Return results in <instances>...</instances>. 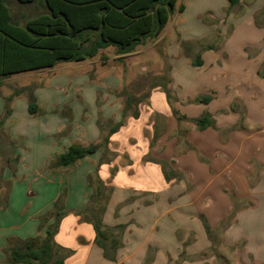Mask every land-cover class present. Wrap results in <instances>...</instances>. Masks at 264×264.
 <instances>
[{"label":"crops","instance_id":"0c3cea01","mask_svg":"<svg viewBox=\"0 0 264 264\" xmlns=\"http://www.w3.org/2000/svg\"><path fill=\"white\" fill-rule=\"evenodd\" d=\"M8 3L20 25L42 11L39 1ZM243 30L251 40L234 45L232 37ZM228 34L231 39L217 46ZM139 49L141 61L146 52L152 67L166 65L167 75L157 74L160 84L137 105V118L129 110L124 119L123 96L101 95L92 79L68 103L70 120L62 124L56 114L31 115L27 102L14 98L12 114L0 127L12 140L0 142V264H23L11 263L6 250L43 238L57 210L63 216L54 257L71 251L64 264H220L219 246L235 248V264H264V106L256 103L264 93V0L235 6L229 0H179L163 31ZM47 69L2 80L0 119L12 95L3 91L4 83ZM165 77L170 97L161 86ZM36 94L45 109L49 100ZM205 97L210 101H199ZM203 116L211 126L200 129L195 120ZM122 120L96 153L52 167L71 145L97 143ZM23 173L51 186L40 206L12 207L25 194L17 187ZM98 177L106 189L103 246L96 241L91 209ZM64 190L65 201L56 209Z\"/></svg>","mask_w":264,"mask_h":264},{"label":"trees","instance_id":"16d2710c","mask_svg":"<svg viewBox=\"0 0 264 264\" xmlns=\"http://www.w3.org/2000/svg\"><path fill=\"white\" fill-rule=\"evenodd\" d=\"M15 1L24 5L39 1L42 11L35 18L20 25L11 14L8 0H0V87L2 80L12 74L52 68L59 63L83 62L96 57L109 47H115L120 55L132 53L138 45L143 44L148 38L157 37L163 31L179 0ZM239 1L229 0L230 6H235ZM198 63L200 64L201 61L199 60ZM168 82L165 77L161 86L170 97ZM22 93H27L30 114L41 112L32 87L16 89L6 98L5 115L0 119V127L5 126L12 114L11 104L14 98ZM136 100L132 97L126 99L123 118L127 116ZM199 101L208 102L210 97ZM132 116L137 118L139 112L133 111ZM195 122L200 129L211 126L209 116H203ZM122 125L123 120L111 127L108 135L97 143L89 146L71 145L66 152L58 156L52 167L70 166L96 153L100 146L107 145L109 135ZM167 177L169 179L168 174ZM89 182L93 185L91 178ZM96 183V192L92 196V201L97 204L104 200L105 186L99 177ZM60 199L56 202V209L59 207ZM105 208V204L101 207L95 205L91 207L97 234L96 241L102 246L101 239L106 237L102 224ZM62 216L63 214L57 210L55 221L47 228L43 238L21 241L20 245L9 247L6 251L10 255V262L64 264L66 255L71 251H67L62 257H54V236Z\"/></svg>","mask_w":264,"mask_h":264},{"label":"rangeland","instance_id":"374dc122","mask_svg":"<svg viewBox=\"0 0 264 264\" xmlns=\"http://www.w3.org/2000/svg\"><path fill=\"white\" fill-rule=\"evenodd\" d=\"M189 1L192 4L194 2V0ZM231 36L232 34H228L227 37L219 38L216 45L218 46L227 39H231ZM249 40H251V38L249 39L245 36L244 30L243 35L242 33H238L237 36L232 37L234 45H242ZM150 41L151 39H149V42ZM136 51H140V49L135 50L130 54L120 55L118 54L115 47H109L105 50H102L96 57L83 62L60 63L53 69L48 68L47 70H44L46 71L45 73L35 72L33 74L30 73L23 79H10L4 83L5 85L3 91L7 94H13L16 89L32 87L36 98V93L38 92L42 98L49 100L48 104L45 106V109L40 108L41 112L33 116L42 117L47 113L56 114L57 117H59V124H62L64 120H70V116L67 112L68 103L72 102L74 99H78V95L83 94L81 92L84 89H88L86 84H88V81L92 79L95 80L96 83L101 87L99 90L101 95L105 91L109 93L119 92L124 98V107L128 97H132L135 100L138 99L131 106L132 113L134 110L138 111L137 105L144 101L142 99L146 97L152 85L159 83V81L156 80L158 77L157 74L162 73L163 75H167L166 65L161 66L158 65V62H155V65L152 67L151 65L153 62L151 63L152 58L150 61L149 54L144 52V60L141 61L143 55L141 53L137 54ZM145 64H147L148 68L143 71L141 68H143ZM118 81L122 82L119 88ZM42 82L43 84L40 85ZM261 94H263L261 98L256 101L258 106H264V93L262 92ZM136 95H139V98L135 97ZM18 96H20V99L27 102L29 111V99L27 98V93H22ZM16 101L17 99L13 100L11 107H13L14 102ZM48 106L49 109H46ZM19 117H21L20 114ZM11 125H13V123H10L8 127ZM67 129L68 127L58 133V136L60 137L61 135L66 134ZM56 135L57 134H52V136L49 138H55ZM18 140L22 141L23 139ZM0 142H12L11 138L8 137L6 129L5 131H0ZM1 162L0 166L2 165ZM42 171H44V169ZM27 176L28 175L23 173V179L19 182V184H17V187L22 189L20 195L25 191L24 197L17 195L13 201L14 203L12 207H23L25 205H27V207H37V205L40 206L41 203H44V201L49 197L51 186L45 183L46 181L44 178L39 180L36 179V177L31 179ZM29 193H33V195L29 196ZM65 198L66 191L64 190L57 199H60L59 204L62 201L64 202ZM101 205H103L102 201L95 204V207H101ZM240 246L241 244L237 245L236 248H240ZM234 249H228L226 247L219 246L215 252V254L220 257L218 262L220 264H230L234 262L235 264L237 260L235 258L236 251ZM230 259H232L233 262Z\"/></svg>","mask_w":264,"mask_h":264}]
</instances>
